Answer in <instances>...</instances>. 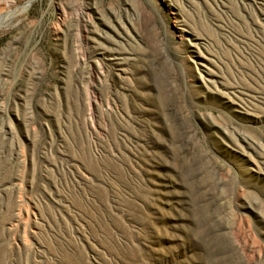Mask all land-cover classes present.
<instances>
[{
    "label": "rangeland",
    "instance_id": "obj_1",
    "mask_svg": "<svg viewBox=\"0 0 264 264\" xmlns=\"http://www.w3.org/2000/svg\"><path fill=\"white\" fill-rule=\"evenodd\" d=\"M0 264H264V0H0Z\"/></svg>",
    "mask_w": 264,
    "mask_h": 264
}]
</instances>
